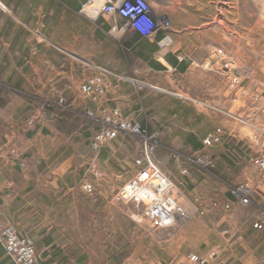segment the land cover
I'll return each mask as SVG.
<instances>
[{
	"label": "rangeland",
	"instance_id": "1",
	"mask_svg": "<svg viewBox=\"0 0 264 264\" xmlns=\"http://www.w3.org/2000/svg\"><path fill=\"white\" fill-rule=\"evenodd\" d=\"M115 1L0 0V123L13 112L31 123L53 113V128L73 135L52 144L83 141L74 178L78 172L95 182L112 171L119 188L142 169L147 147L178 199L192 174L214 191H233L242 180L239 165L264 156V0H141L145 17L130 28L125 20L91 13ZM95 78L103 82L97 101L82 90ZM104 111H117L140 135L120 134L95 150ZM190 139L201 148L194 150ZM115 206L133 211L141 225L134 224L133 240L140 230L147 233L157 255L151 239L175 226L157 228L141 206ZM189 255L197 254L184 264Z\"/></svg>",
	"mask_w": 264,
	"mask_h": 264
},
{
	"label": "crops",
	"instance_id": "2",
	"mask_svg": "<svg viewBox=\"0 0 264 264\" xmlns=\"http://www.w3.org/2000/svg\"><path fill=\"white\" fill-rule=\"evenodd\" d=\"M99 9H91L94 17ZM41 118L21 121L13 112L0 123V224L16 226L33 241L39 264H184L188 254L210 251L215 264H264V177L252 165L242 163L238 169L240 183L252 189L247 206L225 187L214 191L192 174L177 193L180 201L189 203L187 219L157 232L151 239L160 250L155 255L147 233L140 230L133 240L134 224L141 226L134 223L133 211L112 202L124 185L116 188V173L95 182L78 172L74 178L83 141L72 146L69 137L66 145L52 144L73 133L53 128L58 122L53 113ZM50 137L51 145L45 148L43 140ZM86 183L91 191L82 189ZM0 264H14L1 246Z\"/></svg>",
	"mask_w": 264,
	"mask_h": 264
},
{
	"label": "built area",
	"instance_id": "3",
	"mask_svg": "<svg viewBox=\"0 0 264 264\" xmlns=\"http://www.w3.org/2000/svg\"><path fill=\"white\" fill-rule=\"evenodd\" d=\"M145 3L141 0H116L96 11L97 15H108L127 21L129 28L140 26L145 17ZM123 28H127L125 25ZM82 90L93 101H97L103 94V82L95 78L93 82L83 85ZM120 134L140 135L139 129L128 119H123L117 111L101 116V126L94 135L92 147L98 150L104 144L118 138ZM152 151V148L150 149ZM149 151L144 147L143 154L146 160L145 167L133 175L115 193L112 198L114 204H135L143 208L144 217L157 228H168L181 225L185 222L186 213L184 206L175 195V185L157 165L149 159ZM181 169L186 175L188 171ZM253 170L264 177V156L258 157L252 163ZM90 172L95 179L100 178V173L95 166L90 167ZM84 191H91V184L82 186ZM229 194L243 205H249L252 189L247 183H241L230 191ZM0 246L14 264H39L33 241L22 234L11 224H0ZM214 252L206 255H189L188 264H214Z\"/></svg>",
	"mask_w": 264,
	"mask_h": 264
},
{
	"label": "trees",
	"instance_id": "4",
	"mask_svg": "<svg viewBox=\"0 0 264 264\" xmlns=\"http://www.w3.org/2000/svg\"><path fill=\"white\" fill-rule=\"evenodd\" d=\"M139 37L137 36L136 38H135V40H137ZM162 38H161V35H158L157 36V41L159 42L160 40H161ZM141 47H142V45H140ZM166 62L169 64V65H171V66H173V67H177V62L172 58V57H170V56H168V57H166ZM151 65V67L153 68V69H155V70H161L162 69V67L160 66V65H155V64H150ZM191 140V142L193 143V148H194V150H198V149H200L201 148V145L200 144H198V143H194L193 142V139H190Z\"/></svg>",
	"mask_w": 264,
	"mask_h": 264
}]
</instances>
